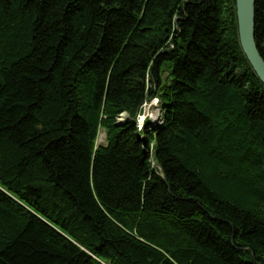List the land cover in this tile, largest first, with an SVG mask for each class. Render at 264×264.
Here are the masks:
<instances>
[{
	"label": "trees",
	"instance_id": "1",
	"mask_svg": "<svg viewBox=\"0 0 264 264\" xmlns=\"http://www.w3.org/2000/svg\"><path fill=\"white\" fill-rule=\"evenodd\" d=\"M0 264H264L235 0H0Z\"/></svg>",
	"mask_w": 264,
	"mask_h": 264
},
{
	"label": "water",
	"instance_id": "2",
	"mask_svg": "<svg viewBox=\"0 0 264 264\" xmlns=\"http://www.w3.org/2000/svg\"><path fill=\"white\" fill-rule=\"evenodd\" d=\"M254 5L255 0H235L238 41L253 73L264 86V60L260 56L254 40ZM152 164L162 176L159 165Z\"/></svg>",
	"mask_w": 264,
	"mask_h": 264
},
{
	"label": "rangeland",
	"instance_id": "3",
	"mask_svg": "<svg viewBox=\"0 0 264 264\" xmlns=\"http://www.w3.org/2000/svg\"><path fill=\"white\" fill-rule=\"evenodd\" d=\"M125 114H122L119 116L117 119L118 122L124 120ZM145 118H148L151 122L152 125H158L161 122V111L158 105V102L156 99L147 101L146 103L143 104L142 109H141V115L138 116V124H139V129H141L143 121ZM105 144V132L103 129H100L98 132L97 140H96V145H104Z\"/></svg>",
	"mask_w": 264,
	"mask_h": 264
},
{
	"label": "bare ground",
	"instance_id": "4",
	"mask_svg": "<svg viewBox=\"0 0 264 264\" xmlns=\"http://www.w3.org/2000/svg\"><path fill=\"white\" fill-rule=\"evenodd\" d=\"M138 126H139V124H138Z\"/></svg>",
	"mask_w": 264,
	"mask_h": 264
}]
</instances>
